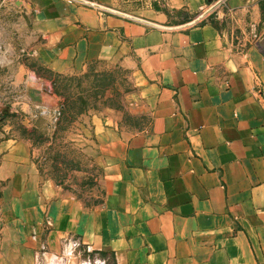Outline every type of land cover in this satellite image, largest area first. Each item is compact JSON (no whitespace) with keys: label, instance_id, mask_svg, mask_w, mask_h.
Segmentation results:
<instances>
[{"label":"crops","instance_id":"crops-1","mask_svg":"<svg viewBox=\"0 0 264 264\" xmlns=\"http://www.w3.org/2000/svg\"><path fill=\"white\" fill-rule=\"evenodd\" d=\"M82 1L119 14L78 0L3 3L32 19L37 66L130 69L144 120L100 134L97 208L40 190L29 141L4 125L0 264H264V0H226L195 24L221 0ZM24 87L22 125L50 124L56 98Z\"/></svg>","mask_w":264,"mask_h":264},{"label":"rangeland","instance_id":"rangeland-1","mask_svg":"<svg viewBox=\"0 0 264 264\" xmlns=\"http://www.w3.org/2000/svg\"><path fill=\"white\" fill-rule=\"evenodd\" d=\"M31 21L26 11L0 0V109L10 108L8 115L0 111V131L10 125L29 141L40 190L47 186L61 196L100 207L107 188L100 134L139 128L144 119L136 115V104L142 85L130 69L105 61L77 74L37 66L28 47ZM24 84L36 90L46 85L56 98L59 116L50 124L39 119L29 129L22 125L14 110L19 111ZM75 241L77 249H83Z\"/></svg>","mask_w":264,"mask_h":264},{"label":"water","instance_id":"water-1","mask_svg":"<svg viewBox=\"0 0 264 264\" xmlns=\"http://www.w3.org/2000/svg\"><path fill=\"white\" fill-rule=\"evenodd\" d=\"M78 1L83 2V3H86V4H89V5H92V6H94V7H97V8L103 9V10L108 11V12H111V13L119 14V13H117V12H114V11H111V10H109V9L103 8V7L98 6V5H96V4H90V3L84 2V1H82V0H78ZM224 1H226V0H221L220 2L216 3L215 5H213V6H212V7H211L206 13L202 14L197 20H195V21L193 22V24H195V23H197L198 21H200L201 19H203L206 15H208L210 12H212L214 9H216L218 6H220ZM120 15H122V14H120ZM127 17H128V16H127ZM9 110H10L9 107H6V108L3 107V108L0 109L1 113L4 114V115H8L9 112H10Z\"/></svg>","mask_w":264,"mask_h":264},{"label":"built area","instance_id":"built-area-1","mask_svg":"<svg viewBox=\"0 0 264 264\" xmlns=\"http://www.w3.org/2000/svg\"><path fill=\"white\" fill-rule=\"evenodd\" d=\"M253 37H254L255 39H258L257 34H253ZM58 116H59V114H58ZM101 264H105V262L103 261Z\"/></svg>","mask_w":264,"mask_h":264}]
</instances>
